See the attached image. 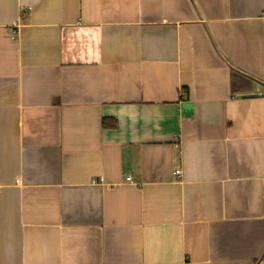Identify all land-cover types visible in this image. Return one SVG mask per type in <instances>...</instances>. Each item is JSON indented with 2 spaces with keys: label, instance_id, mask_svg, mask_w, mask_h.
I'll return each instance as SVG.
<instances>
[{
  "label": "crops",
  "instance_id": "crops-1",
  "mask_svg": "<svg viewBox=\"0 0 264 264\" xmlns=\"http://www.w3.org/2000/svg\"><path fill=\"white\" fill-rule=\"evenodd\" d=\"M0 264H264V0H0Z\"/></svg>",
  "mask_w": 264,
  "mask_h": 264
},
{
  "label": "built area",
  "instance_id": "built-area-1",
  "mask_svg": "<svg viewBox=\"0 0 264 264\" xmlns=\"http://www.w3.org/2000/svg\"><path fill=\"white\" fill-rule=\"evenodd\" d=\"M175 175L180 176V175H181V170H177V171H175ZM127 180L130 181L131 178H128Z\"/></svg>",
  "mask_w": 264,
  "mask_h": 264
}]
</instances>
